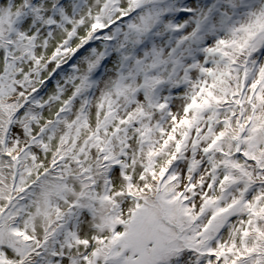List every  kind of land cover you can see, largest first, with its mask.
Returning <instances> with one entry per match:
<instances>
[{
  "label": "snow or ice",
  "instance_id": "1",
  "mask_svg": "<svg viewBox=\"0 0 264 264\" xmlns=\"http://www.w3.org/2000/svg\"><path fill=\"white\" fill-rule=\"evenodd\" d=\"M0 264H264V0H0Z\"/></svg>",
  "mask_w": 264,
  "mask_h": 264
}]
</instances>
